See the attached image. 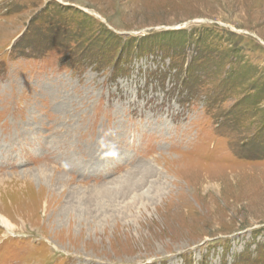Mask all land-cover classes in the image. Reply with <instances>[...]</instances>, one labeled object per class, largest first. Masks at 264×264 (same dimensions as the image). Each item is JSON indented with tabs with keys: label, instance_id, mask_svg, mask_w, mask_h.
Returning <instances> with one entry per match:
<instances>
[{
	"label": "rangeland",
	"instance_id": "rangeland-1",
	"mask_svg": "<svg viewBox=\"0 0 264 264\" xmlns=\"http://www.w3.org/2000/svg\"><path fill=\"white\" fill-rule=\"evenodd\" d=\"M0 264H264V0H0Z\"/></svg>",
	"mask_w": 264,
	"mask_h": 264
},
{
	"label": "bare ground",
	"instance_id": "bare-ground-1",
	"mask_svg": "<svg viewBox=\"0 0 264 264\" xmlns=\"http://www.w3.org/2000/svg\"><path fill=\"white\" fill-rule=\"evenodd\" d=\"M0 226H11L10 223L8 222V220H6L5 218H3L2 216H0Z\"/></svg>",
	"mask_w": 264,
	"mask_h": 264
}]
</instances>
